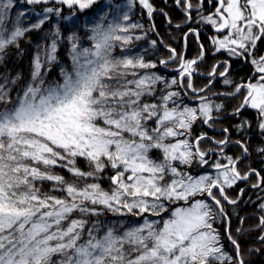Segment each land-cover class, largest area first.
<instances>
[{"label":"snow or ice","instance_id":"obj_1","mask_svg":"<svg viewBox=\"0 0 264 264\" xmlns=\"http://www.w3.org/2000/svg\"><path fill=\"white\" fill-rule=\"evenodd\" d=\"M137 2L151 18L149 0H128L123 12L112 5L117 11L111 17L100 0H26L49 5L43 13L57 18L66 6L73 15L92 10L96 19L83 36L72 32L63 37L57 27L43 60L39 53L33 58L30 79L22 86L19 73L0 81V264H245L225 207V202L238 201L227 189L249 181L252 174L257 182L251 187L261 188L264 177L237 167L248 153L240 139L235 144L241 157L223 156L227 163L217 159L210 164L216 149L205 151L201 142L211 140L223 154L231 137L194 136L193 125L200 121L213 127L219 119L224 105L199 93H211L212 81L220 76L229 89L212 95L239 97L231 115L251 110L264 134V55L258 46L264 43V0H207V15L205 0L195 5L175 0L188 21L195 9L201 22L221 34L211 38L214 54L226 53L253 66L246 81L236 82L229 78L231 64L225 59L213 65L207 73L212 80L201 88L193 86L192 77L204 59L202 44L194 59L169 48L168 59L159 61L168 67L179 57L178 79L169 82L156 72L140 71L156 69L157 63L126 47L142 39L133 32L143 26L129 23ZM12 8L13 0H0V61L49 19L36 13L40 18L25 27L21 12L8 27ZM59 40L67 41L71 69L61 67L59 79H48L52 65L59 63ZM117 43L120 55H114ZM9 84L19 86L15 96ZM173 86L185 89L183 95L169 90ZM187 90L196 94V107L185 104ZM246 127L247 120L237 125L238 130ZM257 150L264 153V147ZM194 164L208 165L216 174L205 170L193 175L186 169ZM105 178L108 189L101 185ZM258 208L256 228L264 242V200ZM106 213L118 219L100 220ZM225 240L235 255L226 251Z\"/></svg>","mask_w":264,"mask_h":264},{"label":"trees","instance_id":"obj_2","mask_svg":"<svg viewBox=\"0 0 264 264\" xmlns=\"http://www.w3.org/2000/svg\"><path fill=\"white\" fill-rule=\"evenodd\" d=\"M20 0H13V8L9 11L8 18L5 21V24L8 27H11L12 24L16 21V17L19 13H21V9L23 7H19ZM193 4L195 5L196 0H192ZM175 0H151V4L153 5L154 11L151 16V18H147L146 16H143L141 18V22L136 21L133 17L131 22H136L142 25V29H137L133 32V35H139L141 36L145 41L150 43H142L139 45V42L137 40H133V42L126 46L128 49H131L132 53L135 55H143L144 59L146 61H151L157 63L156 69H147V70H140L141 72L148 71V72H156L159 75H162L166 81H171L172 79H178L179 74L178 72H172L171 69L174 67H178V59L174 61L173 63H170L168 67L164 68V66L159 64V61L164 59H168L169 52L168 49L172 48L175 49L177 53L180 55H185L186 60L194 59L197 57L198 52H200V49H198L197 43L195 42V38L192 36L191 38L187 36L185 38V42L187 45H189V50L186 54H184V41L183 36L184 33L181 31L173 30L174 34L171 36H168L165 32L168 30L164 29L163 26L166 24L173 25V24H181L186 21V18L178 13L176 11V8L174 7ZM168 5V6H167ZM46 5H29L27 9H32L37 12H42ZM179 6V5H178ZM98 6H94L96 8ZM62 12L64 13L65 10L63 9ZM89 15L91 14L90 11ZM145 14V12H143ZM25 14V13H24ZM80 13L79 15L81 16ZM63 17L61 20L54 19V16L51 15L49 19L45 22V24L42 26L39 30H32L26 33L25 37L20 41V47L19 49L15 47H10L6 54H3V60L0 61V81H3L4 76L7 75L9 80L12 78H15L16 74L19 73L21 80L19 82V85L22 86L26 81L30 79L31 69H32V61L33 58L39 53L41 55V59L43 60V52L44 49L48 48L51 44V33L54 32L57 27H59V30L63 37H66L67 35H70L72 32H76L78 35L83 36L84 32L86 31V28H79V26L76 24V21L68 22L65 18L67 14H62ZM88 15V16H89ZM28 15H23L20 17V22L22 26H29L32 23L36 22L38 20L35 17H32L31 19L26 18ZM111 16V15H110ZM170 21V22H169ZM82 22V21H80ZM95 22V21H94ZM200 28L208 33V35H211V37L214 36V34H211L209 31L210 25L204 24L203 22H200ZM146 31V32H145ZM155 31V34H154ZM201 41L204 46V52L205 57L203 61L199 62L198 65V71L201 74L193 75L192 83L193 86L196 88L205 87L208 84L209 80H212L211 77L207 76V73L211 71L213 65H215L216 62L224 59V56L226 53H215L211 48L210 44L208 43V40L205 39L202 35H200ZM219 37V36H217ZM155 41V46H153L152 42ZM84 46H88V42L84 41ZM260 54L263 55L264 53V43H261L258 45ZM121 49L119 47V43H117V47L114 51V55H120ZM225 54V55H224ZM58 64H53L51 67V71L48 73V79H59V73L61 67H67L69 70L71 69V60L68 52V44L66 40H59L58 41ZM169 69V71H168ZM247 69V68H246ZM222 70V69H220ZM219 71V70H218ZM245 76H241L238 74H231L229 75V78L236 82H241L243 79L249 77L252 70L247 71H241V73ZM239 73V74H241ZM219 77V76H217ZM129 79H132V77H129ZM224 77L214 79L211 84V93H199L200 96H203L207 94L208 96H214L212 101L216 103H222L224 105V109L219 113V119L215 121L213 127H209L208 125L205 126V124L201 123L200 121H197L196 124L193 125V135H199L202 133H206L208 137H211L212 140H221L224 139L229 133L231 137V141L233 140H242V137L244 135H247L249 133L248 130H253L254 128H258L257 121L254 117L245 118L241 114L240 116H232L231 112L235 110V108L238 106L240 102L239 97H225V96H219L212 95V93H223L226 92L229 89L228 85L223 84ZM8 87L12 88V95L15 96V93L19 91V86H12L11 84L8 85ZM163 85H157V91H159ZM169 90H179L181 91L182 95L185 89H177L176 86H173ZM189 95L183 96L185 104H188L191 107H196L199 104L198 99H193L192 97L196 96V94L192 93L191 90H187ZM151 99V98H148ZM247 120L250 122V127H246L244 130H238L237 125L240 121ZM211 123V122H210ZM227 128L229 130V133L222 132V129ZM259 129V128H258ZM246 144V142H244ZM260 143V142H259ZM257 143L256 140H251L249 143V146L246 145L248 148V156L242 160L237 167L242 172H247L249 169H255L257 170V165L254 163V161L259 158L261 155V152H259L257 149L260 148V144ZM203 146V150H207L208 148H215L216 151L213 152L210 155L209 163H213L215 160L219 159L221 163H227L225 159H223V156H231L234 159L241 157L242 150L239 148V146H230L227 150H224L223 154H218L219 146L212 143L211 140L208 141H202L201 142ZM225 149V148H224ZM256 166V168L253 167ZM81 168H86V164L84 162L80 163ZM195 167V165H193ZM197 169H189L187 171H190L192 174ZM205 170H207V173L212 171V168L206 165V167H203L202 169H198L197 173L204 174ZM60 172V174L64 175L68 179H72L71 175L67 173L65 170H57ZM195 174V173H194ZM262 177H264L263 174H261ZM257 179L255 175H251L249 184L256 183ZM101 185L105 189H108L109 182L108 180L102 179ZM262 188H264V184H262ZM47 190V189H45ZM238 189L232 191L227 189V194L230 198L236 199L238 203L236 205H228L225 202V207L228 212L231 213V231L234 236H236L238 242L241 246V255L245 261V264H264V242H261L259 240V235L261 233L256 228V225L258 223L260 212L258 205L264 200V191L261 193V199L257 201L255 204H251L252 201L249 203H244L245 196L244 192L241 194V197L238 196ZM240 197V200L238 198ZM245 204V205H244ZM93 220L97 219L96 217L92 218ZM100 220L104 221H114L118 218L113 217L111 213H106L104 216L99 217ZM242 220L243 223H240L239 221ZM220 227V225H218ZM244 229L243 232L237 233V228ZM226 245V251L231 254L235 255L232 251V246L230 243L225 240L223 241ZM259 249V251H256Z\"/></svg>","mask_w":264,"mask_h":264},{"label":"flooded vegetation","instance_id":"obj_3","mask_svg":"<svg viewBox=\"0 0 264 264\" xmlns=\"http://www.w3.org/2000/svg\"><path fill=\"white\" fill-rule=\"evenodd\" d=\"M168 6V5H167ZM174 7L176 8V11L178 12V13H180V14H182L185 18H186V16H185V12L182 10V7L179 5H177L176 3L174 4ZM203 9H205V11H204V14H209V12H208V10L211 8V6L207 3V0H205V3L203 4ZM191 15H192V20L191 21H188L187 19H186V21L185 22H183V23H181V24H179L180 25V27H177V25L178 24H173V25H170L169 26V24H166V25H164L163 26V28L164 29H167V27H169L168 28V30H166V34L168 35V36H171L172 34H174V32H173V30H176V31H181V32H183L184 33V36H183V41H184V54H186L187 53V51H190L189 49V45H187L186 44V42H185V38H187V36L188 37H194L195 38V42L197 43V46H198V49H200V47H199V45H203V43H202V41H201V37H200V35H202L205 39H207L208 40V43L210 44V46H211V48L210 49H212L213 51H214V46L212 45V43H211V35H208V33H206V32H204L201 28H200V20H199V15H198V13L195 11V9L193 10V12L191 13ZM190 29H192V30H194V31H191L190 32ZM209 31L211 32V34H214V36H220L221 34H218V33H216L215 32V30L212 28V27H210L209 28ZM197 33L199 34V37L197 38ZM154 34H155V31H154ZM264 54V53H263ZM225 55V54H224ZM184 58H185V55H182ZM204 57H205V52H204ZM225 59H228L229 60V62H230V64H231V67H230V69H229V75H231V74H238V75H241V76H245L244 74H243V72L241 73V71H247V70H252V72H253V66L251 65V64H249V63H246L245 61H243V60H240V59H235V58H230V57H228L227 56V54L224 56V59H222V60H220V61H218V62H216L215 64H218V63H221L222 61H224ZM176 61V60H175ZM174 61H170L169 62V64L170 63H173ZM164 68H166V67H164ZM179 68V66L178 67H174L173 69H171V71L173 72H177L176 70ZM247 68V69H246ZM168 71H169V69H168ZM252 72H251V74H252ZM239 73H241V74H239ZM197 74H201L200 72H197V73H195L194 75H197ZM250 74V75H251ZM249 75V76H250ZM193 78V77H192ZM218 78H221L220 76L219 77H216L215 79H218ZM248 78V77H247ZM247 78H245V79H243V81H246L247 80ZM195 94V93H194ZM233 112V111H232ZM231 112V113H232ZM242 115H243V117H247V118H250V117H254L255 118V115H254V113L251 111V110H248V111H244L243 113H242ZM256 119V118H255ZM257 121V120H256ZM205 126H207L206 124H205ZM249 131V133H247V135H244L243 137H242V142H246V145L247 146H249V143H250V141L251 140H256L257 141V143H259L260 144V147H264V134H262L261 133V131H260V129H258V128H254L253 130L251 129V130H248ZM222 132H224L223 131V129H222ZM228 133H229V131H228ZM228 135H230V133L228 134ZM235 141L236 140H233L229 145H227V146H224V148H226L227 147V149L230 147V146H233V145H235L236 146V144H235ZM220 147V146H219ZM226 149V150H227ZM219 151V150H218ZM218 154H221V153H218ZM248 154L249 153H247V156H248ZM261 156L259 157V158H257L255 161H254V163L257 165V170L256 171H258V172H260V175L261 174H263L264 175V153H261L260 154ZM246 156V157H247ZM244 160V159H243ZM253 167L254 168H256V166H254L253 165ZM252 175H254V174H252ZM251 177V176H250ZM257 179V178H256ZM249 181H250V178H249ZM249 181H238L237 182V185L236 186H234L233 188H228L229 190H232V191H234V190H236V189H238L239 191H238V196H240L241 197V193H240V189H243V192H244V196L246 197L245 198V200H244V203L246 204V203H249L250 201H252V205L253 204H255V203H257V201H259L260 199H261V193H262V190H261V188L263 187L262 185H261V188H252L251 187V184H249ZM240 197L238 198V200H240ZM244 204V205H245Z\"/></svg>","mask_w":264,"mask_h":264},{"label":"rangeland","instance_id":"obj_4","mask_svg":"<svg viewBox=\"0 0 264 264\" xmlns=\"http://www.w3.org/2000/svg\"><path fill=\"white\" fill-rule=\"evenodd\" d=\"M20 1L21 2L19 3V7H23L21 9L22 10L21 12L25 13L24 15H28V16H26V18L31 19L32 17H35V18L39 19L40 17H38L36 15V13H40L41 16L42 15H48L49 17L51 16V14H45V13H43V11L42 12H37V11L32 10V9H27V7H29V4L26 3V0H20ZM149 2L151 3V0H149ZM127 3H128V0H111V3H109V0H100V4L103 5L106 10H109V14L110 15H115L116 11H117V9L112 7V5H120L121 6L120 11L123 12V11L127 10ZM41 5H43V4H41ZM41 5H38V6H41ZM47 6H49V5H46L45 7H47ZM63 9L65 10V12L61 13V18H57V17L54 16V19L61 20L62 17H63L62 14H67L65 19L68 22L71 23V21H76L77 22L76 24L79 26V28H86V30H87V28L91 27L90 21L92 23H95L94 21H95L96 18L92 15V10H88L91 13L90 15H89V12L86 11L85 13L81 14V16H80L79 12H77L76 15H73L72 11L67 9L66 6H64ZM143 12H145V14ZM130 14L138 22H141V18L143 16H146L148 18L147 10L143 9L138 4V2L134 4ZM80 21H82V22H80ZM137 41L139 42V45L142 44V43H150V41L144 42L145 40L143 38L140 39V40H137ZM203 167H206V165L203 166ZM203 167H199V166L195 165V167H193L191 169H197L198 170V169H202ZM186 170H189V169H186ZM197 170L194 171L195 174L193 173V175L201 174V173H197ZM208 174L215 175L216 174V170L214 168H212V171L210 173L208 172ZM216 226L218 227V225H216Z\"/></svg>","mask_w":264,"mask_h":264},{"label":"water","instance_id":"obj_5","mask_svg":"<svg viewBox=\"0 0 264 264\" xmlns=\"http://www.w3.org/2000/svg\"><path fill=\"white\" fill-rule=\"evenodd\" d=\"M213 97H214V96H209V99H212ZM197 101H199V100H197ZM227 136H228V135H227ZM227 147H228V146H227ZM227 147H226L224 150H226ZM218 153H220V152H218ZM246 156H247V155H246ZM245 158H246V157H244L243 159H245ZM243 159H242V160H243ZM242 160H241V161H242Z\"/></svg>","mask_w":264,"mask_h":264}]
</instances>
